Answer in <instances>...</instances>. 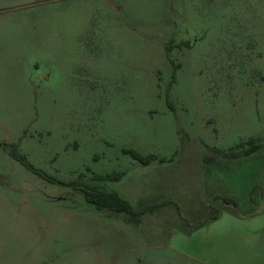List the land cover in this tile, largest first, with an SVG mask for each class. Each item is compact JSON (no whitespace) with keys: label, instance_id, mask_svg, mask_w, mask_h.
<instances>
[{"label":"rangeland","instance_id":"374dc122","mask_svg":"<svg viewBox=\"0 0 264 264\" xmlns=\"http://www.w3.org/2000/svg\"><path fill=\"white\" fill-rule=\"evenodd\" d=\"M209 151L217 193L264 212V0H0V264H264V229L256 251L181 241L186 209L138 225L87 200L199 214Z\"/></svg>","mask_w":264,"mask_h":264},{"label":"crops","instance_id":"0c3cea01","mask_svg":"<svg viewBox=\"0 0 264 264\" xmlns=\"http://www.w3.org/2000/svg\"><path fill=\"white\" fill-rule=\"evenodd\" d=\"M209 152L211 153V155H205L204 158L202 159V164L201 165L199 163L197 164V166H199V168L197 169L198 173L202 172V166L206 164L209 168L204 174V177L206 176L205 181H204V184H205L204 192L202 191L200 193V198H198V196L196 197L197 199L202 198L201 200H199L202 203L201 213L199 214L196 213L198 206H199L198 204L195 205V209L191 210L188 207H186L185 203L174 201V199L165 200V199L156 197L154 199L146 200L145 202L141 204L139 203V205H137L135 209L138 211H143V213L141 215H129L128 218L136 222L138 225H142V222L150 220L153 215L166 211L165 209L169 208L171 210L169 212H171L172 214L174 213L176 217H178V219L183 220L184 217L182 215L185 214V209H186L187 213L184 216L188 218V215H190L192 216L190 221L198 222V223L191 226L192 228L190 232L187 230L184 231L183 229H179V231H177L175 235L173 236L174 239L177 237V239L184 241V239H190L196 233L208 229V232H207L208 234H206V236H209V237L215 236V237H221L223 239L234 237V238H237L238 240H242L243 238L244 239L251 238L254 240L252 245H253V249L256 251V246L259 242V239L256 236V234L253 235L252 231L260 232L262 229H264V224L261 225L260 227H257L255 226V224L257 223L254 224L252 220L256 221L259 218H262V217L264 218V212L262 209L257 208V207L252 208L250 211H242L238 209L240 213H233L231 211V207L228 206L223 200V198H228L229 196L223 195L221 193H217V191L214 189L216 186H219V182L214 177L213 172L221 170V167H220L221 165L217 164L216 162L220 163L222 160L221 158L222 156L218 157L216 155H213L211 151ZM251 154L247 155V157L251 156ZM223 158L225 159V157ZM230 159H235V158H230ZM216 164L217 166H215ZM192 197L194 200L195 195ZM192 203L193 202H191L190 204ZM216 203L219 206H217ZM211 209L215 212V215H213L215 216V218L210 220L208 223H203L206 220L213 217V216L211 217L208 216V214H211L210 213ZM225 216L227 217L226 219H233V220H228V222H226L225 224L219 225L220 220L223 219ZM247 221L248 223H250L249 226H247L246 224ZM217 229H220L219 232L217 231ZM141 232L143 234L147 232V230L141 229ZM171 238H168V240H170ZM172 241L165 242V243H167L166 244L167 246H170L171 248H175L171 244ZM144 244L152 246V244H159V243L145 242ZM203 245L204 243L201 244L202 252H204ZM238 247L241 249L242 247L241 242L238 244ZM178 250L183 252L182 249H178ZM238 261L241 262L239 260V257L236 258V261L234 263H238Z\"/></svg>","mask_w":264,"mask_h":264},{"label":"trees","instance_id":"16d2710c","mask_svg":"<svg viewBox=\"0 0 264 264\" xmlns=\"http://www.w3.org/2000/svg\"><path fill=\"white\" fill-rule=\"evenodd\" d=\"M254 139L249 140V143H253ZM262 144L252 145L249 148L242 151H237L232 149L228 152H221L227 158H237L241 156H247L251 153L258 151L262 148ZM145 163H148L149 160L141 158ZM119 176V175H118ZM118 176L112 174L107 176H99V179L106 180L111 178H118ZM85 193L87 196V200L94 204L99 209H107L117 213H126L128 215H141L143 211H138L126 200L124 199L118 192L116 191H105L101 189H85ZM224 202L231 207V211L233 213H240L237 208V202L233 198H223ZM215 216L206 220L203 223H208L210 220L214 219Z\"/></svg>","mask_w":264,"mask_h":264}]
</instances>
